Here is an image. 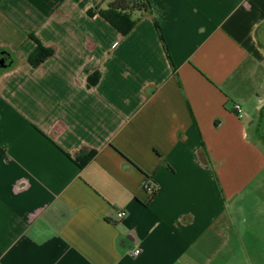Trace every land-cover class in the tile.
Listing matches in <instances>:
<instances>
[{
    "label": "crops",
    "instance_id": "1",
    "mask_svg": "<svg viewBox=\"0 0 264 264\" xmlns=\"http://www.w3.org/2000/svg\"><path fill=\"white\" fill-rule=\"evenodd\" d=\"M126 1L0 0V264H264V0Z\"/></svg>",
    "mask_w": 264,
    "mask_h": 264
},
{
    "label": "trees",
    "instance_id": "2",
    "mask_svg": "<svg viewBox=\"0 0 264 264\" xmlns=\"http://www.w3.org/2000/svg\"><path fill=\"white\" fill-rule=\"evenodd\" d=\"M109 2L106 10L100 11V16L105 19L112 27H114L121 35H127L135 26V23L129 19V12L139 11L147 13L150 5L146 1L142 2H127L126 0H105ZM32 39L37 46L34 52L30 55L28 61L34 68L40 67L49 58L53 57L55 51L41 45L34 37ZM99 74H93L89 78V85L95 86L99 82ZM149 183V180H148ZM151 184V183H150ZM156 192L151 193V198L156 196Z\"/></svg>",
    "mask_w": 264,
    "mask_h": 264
},
{
    "label": "built area",
    "instance_id": "3",
    "mask_svg": "<svg viewBox=\"0 0 264 264\" xmlns=\"http://www.w3.org/2000/svg\"><path fill=\"white\" fill-rule=\"evenodd\" d=\"M234 110L236 112V114L241 117L243 115V108L240 106V105H236L234 107ZM144 187L146 188V190L151 194L152 192H156L157 191V188L154 187L152 184H150V182L148 183V180H146L144 182ZM126 216V213L125 212H119L118 213V218L119 219H123L125 218ZM139 252L137 251L136 254H138Z\"/></svg>",
    "mask_w": 264,
    "mask_h": 264
},
{
    "label": "water",
    "instance_id": "4",
    "mask_svg": "<svg viewBox=\"0 0 264 264\" xmlns=\"http://www.w3.org/2000/svg\"><path fill=\"white\" fill-rule=\"evenodd\" d=\"M2 56H4V53H1ZM7 64H6V58H2L0 59V68H6Z\"/></svg>",
    "mask_w": 264,
    "mask_h": 264
},
{
    "label": "rangeland",
    "instance_id": "5",
    "mask_svg": "<svg viewBox=\"0 0 264 264\" xmlns=\"http://www.w3.org/2000/svg\"><path fill=\"white\" fill-rule=\"evenodd\" d=\"M251 196V195H250Z\"/></svg>",
    "mask_w": 264,
    "mask_h": 264
}]
</instances>
